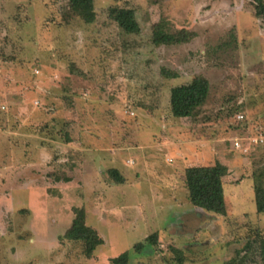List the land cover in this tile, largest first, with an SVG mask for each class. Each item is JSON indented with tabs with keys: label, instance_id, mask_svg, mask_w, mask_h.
<instances>
[{
	"label": "rangeland",
	"instance_id": "rangeland-1",
	"mask_svg": "<svg viewBox=\"0 0 264 264\" xmlns=\"http://www.w3.org/2000/svg\"><path fill=\"white\" fill-rule=\"evenodd\" d=\"M94 1L89 25L68 16L69 0H0V264H112L125 252L128 264H259L247 250L264 236V18L253 0ZM111 7L133 9L141 32H123ZM161 21L196 37L155 46ZM199 75L206 104L174 118L170 91ZM216 163L229 172L223 217L192 206L183 178ZM74 208L106 241L93 259L63 238ZM154 233L158 245L136 253Z\"/></svg>",
	"mask_w": 264,
	"mask_h": 264
},
{
	"label": "trees",
	"instance_id": "trees-1",
	"mask_svg": "<svg viewBox=\"0 0 264 264\" xmlns=\"http://www.w3.org/2000/svg\"><path fill=\"white\" fill-rule=\"evenodd\" d=\"M255 16L264 18V0H253ZM68 16L78 18L86 24H94L97 14L94 0H69ZM109 17L116 22L126 34H139L140 25L133 9L124 7L109 8ZM161 27L152 34V42L155 46H175L190 43L195 37L194 32L188 30L171 31L169 23L161 21ZM163 75L168 79L178 78V74L164 69ZM210 82L205 76L194 77L185 85L174 87L170 91V110L174 118H192L206 104L210 95ZM244 117V116H243ZM244 118L241 120L243 121ZM108 175L116 184H124L126 179L118 169L108 170ZM229 172L227 166L216 163L212 166L193 165L184 172V183L188 191V199L192 206L215 216H226L227 205L225 200L224 180ZM255 198L257 214H264V168L254 174ZM57 182H71V178H56ZM75 218L72 225L64 233L68 241L81 242L83 255L87 259H93L94 254L106 241L98 231L87 225V215L84 208L73 209ZM159 242V234H151L144 243H137L134 251L143 253L148 246L156 247ZM248 245V244H247ZM247 250L256 255L259 264H264V236H257V241L249 244ZM182 260V259H181ZM130 254L125 252L118 257L110 259L112 264H128Z\"/></svg>",
	"mask_w": 264,
	"mask_h": 264
},
{
	"label": "built area",
	"instance_id": "built-area-1",
	"mask_svg": "<svg viewBox=\"0 0 264 264\" xmlns=\"http://www.w3.org/2000/svg\"><path fill=\"white\" fill-rule=\"evenodd\" d=\"M243 118H244L243 116H239V117H238V119H240V120H242ZM233 147H234L235 149H240V148H241V145H240L239 142H234V143H233Z\"/></svg>",
	"mask_w": 264,
	"mask_h": 264
},
{
	"label": "crops",
	"instance_id": "crops-1",
	"mask_svg": "<svg viewBox=\"0 0 264 264\" xmlns=\"http://www.w3.org/2000/svg\"><path fill=\"white\" fill-rule=\"evenodd\" d=\"M131 164L133 165V164H134V162L132 161V162H131Z\"/></svg>",
	"mask_w": 264,
	"mask_h": 264
}]
</instances>
